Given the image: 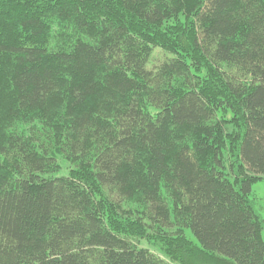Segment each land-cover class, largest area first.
I'll return each instance as SVG.
<instances>
[{
	"label": "trees",
	"instance_id": "trees-1",
	"mask_svg": "<svg viewBox=\"0 0 264 264\" xmlns=\"http://www.w3.org/2000/svg\"><path fill=\"white\" fill-rule=\"evenodd\" d=\"M261 180L264 0H0V264H264Z\"/></svg>",
	"mask_w": 264,
	"mask_h": 264
},
{
	"label": "rangeland",
	"instance_id": "rangeland-1",
	"mask_svg": "<svg viewBox=\"0 0 264 264\" xmlns=\"http://www.w3.org/2000/svg\"><path fill=\"white\" fill-rule=\"evenodd\" d=\"M169 56L170 55L164 52L162 49H156L152 56L151 65L159 64L160 62L164 61L166 57H169ZM63 166L65 167V169L63 170V174H66L67 173L66 164L63 163ZM253 192H254L256 207L264 219V180H261L257 182L256 184H254ZM185 233L189 239L196 242V238L189 228L185 229ZM134 243H136L138 247L148 248L149 250L153 251L157 255L164 257V254L162 253V251L158 249V247L151 245L145 239H135ZM194 264H225V263H220V262H215V261H209V262L194 261Z\"/></svg>",
	"mask_w": 264,
	"mask_h": 264
}]
</instances>
